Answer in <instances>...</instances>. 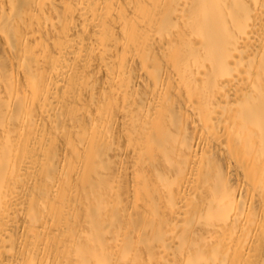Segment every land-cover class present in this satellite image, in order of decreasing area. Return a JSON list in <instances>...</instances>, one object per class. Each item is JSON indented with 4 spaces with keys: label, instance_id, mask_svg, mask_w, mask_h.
Masks as SVG:
<instances>
[{
    "label": "bare ground",
    "instance_id": "bare-ground-1",
    "mask_svg": "<svg viewBox=\"0 0 264 264\" xmlns=\"http://www.w3.org/2000/svg\"><path fill=\"white\" fill-rule=\"evenodd\" d=\"M0 264H264V0H0Z\"/></svg>",
    "mask_w": 264,
    "mask_h": 264
}]
</instances>
